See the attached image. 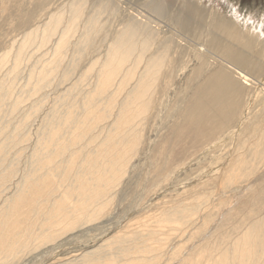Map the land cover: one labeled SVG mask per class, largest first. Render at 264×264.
<instances>
[{
    "label": "bare ground",
    "instance_id": "obj_1",
    "mask_svg": "<svg viewBox=\"0 0 264 264\" xmlns=\"http://www.w3.org/2000/svg\"><path fill=\"white\" fill-rule=\"evenodd\" d=\"M123 1L11 0L24 31L0 56V264L107 221L139 158L150 188L192 195L54 264H264V14L250 35L183 0L163 28Z\"/></svg>",
    "mask_w": 264,
    "mask_h": 264
},
{
    "label": "rangeland",
    "instance_id": "obj_2",
    "mask_svg": "<svg viewBox=\"0 0 264 264\" xmlns=\"http://www.w3.org/2000/svg\"><path fill=\"white\" fill-rule=\"evenodd\" d=\"M1 1H3L5 6H1L0 7V12L2 13V14L0 13V56H2V54H4L5 51L10 48V45L12 44V42L14 40L18 39L21 36V33L24 31V30L22 31L21 28L16 27V24H14V22L12 21V19H13L12 17L16 15V13H14V11L12 9L13 6H14V3L11 2V0L10 1H8V0H0V2ZM151 1L152 0H139V1L138 0H127V2L123 1L118 6H119L120 10L127 9L130 12L133 11L134 15L141 14L140 16H138L139 18L140 17H145L146 18V16H147V19L153 20L154 23L158 22V25H160L161 27L163 26V28H166L167 24H169L172 27L173 24H172V21L169 20V15L168 14H172V12H177V10H180L182 8V6L184 5V4H182L183 0H177L175 2V6H174L173 9H171V10L170 9H167V10L165 9L167 12L165 10H163V11H161V13L158 12L159 15H158V13H155V12L151 11L150 6L147 5ZM227 1L228 2H226V0H224V1L223 0H200V4H202L203 6L205 5L206 7H211L214 11L217 12L218 17L226 18L227 20H229L234 25V28L236 30L241 31L242 33H247V34L253 35L254 32H253L252 24L254 25L255 23H252L251 21H249V19L253 18V17H254L253 18L254 20L257 17L261 18V15L264 14V0H227ZM233 5H234V7L232 8L231 6H233ZM235 10H237L238 12L240 11L238 13V15H233V14H235ZM133 20H135V19H133ZM142 20H144V18H142ZM243 22H245V23H243ZM9 24H11V26ZM12 28H14V29H12ZM172 32H173V34L175 33L174 30H172ZM10 39H12V41ZM34 50L35 49H33V51ZM184 60H185V65L187 66V68L180 75L181 76L180 80L183 81L182 82L183 84L185 83V79L188 76L192 75L191 69H192L193 65L196 63L195 59H193L191 54L190 55H186ZM174 67L177 68V65H174ZM20 82H19V84H22L24 81L22 80ZM146 137L148 139L150 138V140L148 141L149 142L148 145H149V147H151V145L154 143V142H151V141H153V139H155L152 131L149 132V134H147ZM151 138H153V139H151ZM156 142L153 144L154 146L152 145V147H151V149L153 151L151 150L150 155L154 154V151L156 149L155 147H156V144H157ZM147 149H148V146H147ZM139 159L142 160V161L139 160L141 163L143 162L142 165H141V163L139 164L140 170L139 169L136 170V173L133 174L131 181H129V179L126 178L124 180L125 183L123 182V184L121 186V189H122L121 190V194L124 193L123 194L122 206H120V208L118 207L119 209L117 207H115L113 209V211H111L109 214H107L108 218H107V216H105L103 218V219L107 218L106 219L107 221L104 220L105 222L102 221L103 224L101 222H98V224L95 223L96 225L93 224L92 226L85 227V228H82V229H78V231H75L73 233L67 234L65 237H63V240L61 239L60 242H59V240L57 241L58 244H57V242H55L56 244L55 243L54 244H50L46 248L41 249L38 252H35L34 256L37 255L38 253L41 254V255L38 256V258L32 259L33 258L32 256L26 258L24 260L25 264H54V263H58V262L62 263L66 259H74L79 254H83V253H86V252H91L98 245L103 244L110 237L115 236L117 234V232H120L123 229L124 225L127 224L126 222L130 221L133 217H135V218H133L132 221H135L136 219H138V217H142V216H146V215H150V214L153 215L154 211H156L157 208H159L161 206H164V204H167L168 202H169L168 204H171L172 201H174V200L182 201L183 199H186V198H188V197H190L192 195V194H190L189 196H184L183 195L184 193H182L181 191H178V194L179 195L182 194L183 196L180 197L181 195L180 196L178 195V197H176V194H177L176 192H174L172 194V193H169L167 190H165V188H167V186H166V184H164V182H162L161 184H159L156 187H154V189L151 187L152 188L151 189L149 186L151 184L152 175H150V174L152 172L150 173V172H148L147 169H145V167H144L145 160L142 159V158H139ZM152 159L153 160L156 159L157 161L159 160V158H156L155 156H152ZM143 168H144V171H143ZM145 170H147V171H145ZM129 178H131V177H129ZM146 178H148V179H146ZM183 178H184V176H183ZM144 179H146L147 182H145ZM181 180H182V178H181ZM198 182L200 183V181H198ZM198 182L194 183V186H198L197 185V184H199ZM214 183H213V185H212V183L209 184V185H206V184L205 185H200L199 184L201 187L199 186L198 191L196 190L194 192L196 194L199 193L201 195H203V194H208L209 195V194H211L213 191H215L217 189V187H216L217 185H214ZM124 184L127 185V186H124ZM160 185H161V187H160V189H158V187ZM167 185H168V183H167ZM155 188H157V192L154 193V191H156ZM201 188H202L203 191L201 190ZM148 189H150V190H148ZM162 189H164V190H162ZM137 190L138 191L140 190V191L138 192ZM146 191H147V193H145ZM142 192H144V193H142ZM141 195L144 197V199L139 197ZM162 195L165 196V197H163ZM170 195L171 196L173 195V196L171 197ZM166 197H168V198H166ZM136 198H137V200H136ZM138 198L141 199V200L139 201ZM135 201H138V202L135 203ZM141 201H142V203H141ZM146 201H147V203H145ZM154 203H156L157 205L154 204ZM128 205H129V208L127 207ZM124 207H126V208H124ZM133 210H135V211H133ZM124 211H127V212L124 213ZM137 211L138 212L141 211V212L138 213ZM120 212L122 214H120ZM127 213H129V214L127 215ZM119 214H120V216H119ZM125 214H126V216H125ZM112 219H114V220H112ZM119 219H121L120 221L122 223H119L120 222ZM123 220H125V221L123 222ZM106 224H108V226ZM121 224H123V225H121ZM100 226H102V227H100ZM87 228H90V229L85 232V230ZM104 230L108 231V232H105ZM83 233L86 234V235L84 236ZM48 248H51V250H50V252H48V254H45V253L42 254L41 253L43 250H46ZM77 262L79 263L80 261L72 262L70 264H74V263L78 264ZM109 264H112V263H109Z\"/></svg>",
    "mask_w": 264,
    "mask_h": 264
}]
</instances>
